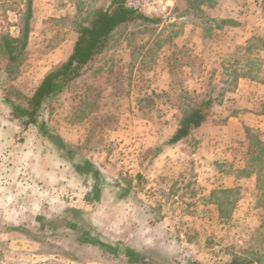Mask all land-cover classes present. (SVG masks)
<instances>
[{
	"label": "rangeland",
	"instance_id": "rangeland-1",
	"mask_svg": "<svg viewBox=\"0 0 264 264\" xmlns=\"http://www.w3.org/2000/svg\"><path fill=\"white\" fill-rule=\"evenodd\" d=\"M24 1L0 0V37L16 32ZM33 1L24 62L12 83L25 95L70 54L76 38L73 20L105 3ZM220 1L226 13L208 10L205 17H232L239 25L209 36L205 29L214 24L206 18H177L178 0H170L168 10L157 16L138 11L158 22L134 21L117 28L83 76L41 114L49 128L78 149L72 162L88 160L96 179L94 169L85 177L69 167H52L46 173L44 169L58 165L48 156L39 170L34 168L39 156L32 148L34 135L26 134L22 145L11 139L14 127L6 120L0 87V198H17L8 207L25 213L15 221L0 219V231L24 229L26 236L0 238V263L32 264L34 252V264H228L235 257H259L264 264V208L257 206L256 179L245 178L264 168V156L261 162L254 160L255 148L239 118L242 111L247 115L256 108H242L235 92L244 79L264 84L263 45L254 40L264 38V0ZM3 65L0 54V86ZM222 86L229 91L200 128L161 155H151L150 149L170 135L186 105ZM250 130L259 138L255 128ZM7 147V154L1 152ZM39 178L41 185L34 187ZM96 185L99 199L90 194L91 203H84ZM32 196L71 210L60 220H35L30 215ZM220 211L230 217L221 218ZM68 218L79 228L66 229ZM29 229L34 236L27 234ZM83 232L109 249L83 247L89 245L82 243ZM24 238L40 246L34 245L32 253L25 249L19 258L9 244L22 247ZM76 242L79 248H73ZM123 248L131 253L122 254ZM15 257L17 262L7 261Z\"/></svg>",
	"mask_w": 264,
	"mask_h": 264
},
{
	"label": "trees",
	"instance_id": "trees-1",
	"mask_svg": "<svg viewBox=\"0 0 264 264\" xmlns=\"http://www.w3.org/2000/svg\"><path fill=\"white\" fill-rule=\"evenodd\" d=\"M127 0H105L103 5L93 7L86 15H78L73 20V29L76 34L75 42L72 51L68 58L60 64L53 67L47 72L40 83L34 88L30 95L22 94L12 83L17 79L20 73L21 66L24 62L25 51L28 45L29 35L31 33V22L33 18L32 0L24 1L23 13L18 19L16 32L12 35L6 33L0 37V54L4 60V65L1 70L2 81L1 88L4 93L2 104L7 108L6 120L8 124H12L14 131L11 139L16 145H22L27 138L25 135H34V168L39 170V166L43 164L44 159L48 156L52 161H57L58 165L49 164V169H44L46 173L52 167H57L58 170H63L65 167L73 169L77 175L85 177L91 169H96L88 160L81 159L80 163H73L70 157L78 149L65 143L59 135H57L47 123L41 118V114L50 105L54 98L61 94L73 81L81 78L87 67L101 55L106 49L108 42L113 32L122 25L134 21L142 23H156L158 20L150 19L139 13L137 10L129 8L126 5ZM218 0H178L174 12L178 19H183L188 16L193 18L203 19L207 16V11L216 7ZM262 11H264V2L262 3ZM211 22L214 27H207L205 34L208 36L214 31L223 30L225 27L236 26L232 19L228 18H206V23ZM255 41H259L263 45L264 38L256 37ZM235 81V80H234ZM233 81V83H234ZM236 82V81H235ZM227 82L223 83L226 86ZM224 86L210 90L205 97L195 103H190L182 109L181 116L175 123L173 130L168 137L159 139V141L150 149L152 156H159L167 147L174 146L179 142L187 139L190 134L200 128L210 117L214 106L220 104L224 94L229 91ZM91 104H88V106ZM95 112V111H94ZM264 114V102L261 107ZM97 112H95L96 114ZM85 115L79 117L83 119ZM243 130L250 141V147L255 148L251 151L255 161H262L264 156V142L256 135L251 133L247 127ZM10 148L2 149L1 152L7 154ZM73 150H75L73 152ZM251 155V156H252ZM39 172V171H38ZM252 173V172H251ZM251 173H246L249 176ZM97 171L93 177L96 179ZM256 188L259 192L257 206L264 208V168H260L256 173ZM41 179L34 180L35 185H41ZM43 187H41L42 189ZM93 196V200H98L100 195V187L95 186L91 193L85 196V200L91 203L88 199L89 195ZM229 202V201H228ZM229 204V203H228ZM46 208L49 203L44 204ZM220 217L229 218L230 215H224L220 211ZM82 243L101 247V249H109L108 247L93 242L87 239L83 232ZM126 255V253H122ZM136 254V257H143L141 254ZM263 264L259 257L252 260H243L238 257L233 258L228 264ZM188 264H199L198 262H190Z\"/></svg>",
	"mask_w": 264,
	"mask_h": 264
},
{
	"label": "crops",
	"instance_id": "crops-1",
	"mask_svg": "<svg viewBox=\"0 0 264 264\" xmlns=\"http://www.w3.org/2000/svg\"><path fill=\"white\" fill-rule=\"evenodd\" d=\"M220 2L221 1L218 0V3L216 5V7L214 9H212V10L218 9V11H219V8H220L223 13H226V7L221 5ZM32 7H33V18H32V21H33V19H34V11H35L34 10V1L33 0H32ZM220 17L223 18L222 15ZM224 18L232 19V17H224ZM232 20L236 23V26H234V27L230 26V27L231 28L237 27L239 25L238 22L236 20H234V19H232ZM68 56H67V58H68ZM240 81H242V79H240ZM243 81L245 82L244 85H239L238 88L235 91L236 93L238 92L239 93V97L242 98L240 104H242V108L246 107L249 110H250V108H253V106H255L256 110H254L252 112H249L247 115L243 114L244 113L243 111L241 112L242 114H239L240 120L243 121L242 128L243 127H247L249 129L255 128L256 132H258L259 139L262 142H264V114H262L260 112L262 104L264 102V84H259V83H256V82H253V81L247 80V79H244ZM236 93L234 94L235 96H236ZM230 120H232V118ZM1 140H2V137H0V141ZM0 145H1V142H0ZM166 150L167 149H165L164 151H166ZM175 152H177V150ZM166 154H168V153H166ZM195 156H196L195 154L192 155V157H195ZM245 178H249L250 180L255 181L256 176H255V174H250L249 176H245ZM242 180L243 179L241 178L240 181H242ZM17 202H18L17 198H11V197L8 198L6 196L0 198V219H2L3 221L4 220L15 221V220H19V219L23 218V215L25 214L23 211H18L17 212L16 211L17 209L13 210V209H10V207H8L9 205H11L13 203L16 204ZM46 202L49 203V206L47 208H46V206L44 205L43 202L40 203L38 201V198L34 199L33 196L31 197V203L30 204L32 205L31 209H33V210L30 209V211H31L30 215H31L32 218L34 216V219L35 220L38 219L39 221L60 220L62 218L61 216H64L68 212L67 210H69V211L71 210L70 207H65V205H63V204L60 205L58 203V204L55 205L54 202L50 201V200H48ZM84 203H88L85 200V198H84ZM34 205H36V206H34ZM65 228L66 229H74L75 230V229L79 228V225L71 223L70 219L68 218V221L66 222ZM29 230L30 231L26 230L27 234H29L30 236H34L35 233H34L33 229H29ZM41 230L45 231L46 229H41ZM21 231H25V230L24 229H18V228L17 229L4 228V230L0 231V238L11 239L10 236H12V235L24 236V234H22ZM50 231H51V229H50ZM84 234L86 235V232H84ZM24 237H26V236H24ZM24 239H25V241L20 243L22 247H20V246L17 247L19 242L14 243L12 241V243L9 244V246L12 249L15 250L16 256H18L19 258H23L24 257V253L23 252H24L25 249L29 248L28 250H31V253H32L34 251V245H37V247L40 246L38 243H34V240H32V238H29V239L28 238H24ZM72 241H74V240H72ZM77 243L78 242H76V244L73 246V248H76V247L79 248L80 247V244H77ZM83 247H85V248L86 247H91V248L97 249V247L91 246V245H88V246L84 245ZM36 250H38V249H36ZM2 251H4L5 253L7 252V250L5 251L3 249H2ZM124 252L128 253L127 249H124ZM20 253H22V254H20ZM39 255L40 254L36 253V256H38L40 258ZM18 257H15V259L7 260V261L17 262L18 259H19ZM40 260H43V259H40ZM31 262H33L32 264H34V252L31 254ZM0 264H8V263L2 262ZM19 264H23V263H19ZM38 264H41V263H38ZM42 264H47V263H42Z\"/></svg>",
	"mask_w": 264,
	"mask_h": 264
},
{
	"label": "built area",
	"instance_id": "built-area-1",
	"mask_svg": "<svg viewBox=\"0 0 264 264\" xmlns=\"http://www.w3.org/2000/svg\"><path fill=\"white\" fill-rule=\"evenodd\" d=\"M170 0H127L129 8L140 11L147 16H157L168 10Z\"/></svg>",
	"mask_w": 264,
	"mask_h": 264
},
{
	"label": "flooded vegetation",
	"instance_id": "flooded-vegetation-1",
	"mask_svg": "<svg viewBox=\"0 0 264 264\" xmlns=\"http://www.w3.org/2000/svg\"><path fill=\"white\" fill-rule=\"evenodd\" d=\"M128 252V251H127ZM126 253V252H125ZM129 253H131V252H128V253H126V255H128Z\"/></svg>",
	"mask_w": 264,
	"mask_h": 264
}]
</instances>
